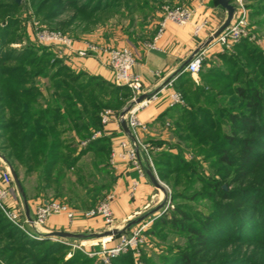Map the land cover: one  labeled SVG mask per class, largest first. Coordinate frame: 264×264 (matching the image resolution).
<instances>
[{"label": "rangeland", "instance_id": "1", "mask_svg": "<svg viewBox=\"0 0 264 264\" xmlns=\"http://www.w3.org/2000/svg\"><path fill=\"white\" fill-rule=\"evenodd\" d=\"M47 1L50 0H46V2ZM77 1L79 5H83L84 3L88 4L91 1L96 2L97 0ZM98 1H103L104 3L110 4L114 2V0ZM185 1L186 0H176L171 3H163L180 6L186 5ZM229 1L230 5L234 9L235 2L233 0ZM132 3L133 1L130 2L129 0L126 4L120 2L118 6L120 8L114 9L107 14H99L101 16L97 17L96 19H94V17L91 18L87 16L86 18L80 17V19L73 21L76 13L74 8L67 6V0H51L43 7H40V5H42V0H22L18 5V8L15 10H11V7H14L12 0H0V80L1 77L2 80L6 78L1 76L3 70L8 72L11 68L17 67L20 64L21 59H24V49H29V47H31L30 44L33 46L35 45L44 47L41 46L42 44H38L39 42L37 40V34L42 30H47L49 32H59L71 38L72 40V38L75 39L81 34H86L95 30L100 25L104 28L105 26L112 25L113 29L115 30L121 29L124 31V33L127 31V33L130 34L127 35V39L134 46L135 41L133 40L135 39L134 36L131 35H133V30L138 32L140 29V23L143 14L145 13L143 10L139 9L140 6H144L143 0H140V4L137 3L136 6H134ZM241 3L248 12V30L249 34L252 35L253 38L251 41L245 40L248 42L246 44H249L250 48H232V50L229 52H222L219 50L214 52L207 51L203 59L205 64L202 65L199 74L195 80H193L191 77L187 78L185 82L186 85L182 90L185 95H190V99L186 100L185 102L183 101V105L179 106L188 109L186 110V114L182 112V119L180 118V120L177 118V112L175 115L165 118L163 120L164 122H162L155 132L157 136L153 137L151 140H147V142L152 147L151 152L153 163L155 157L162 161L163 165L159 167V169L162 172V175H166L167 180L164 181L161 178L158 169L154 165L158 178L163 183L162 186L160 185L161 189L156 188L155 186L154 188L156 190L155 192L162 197V200L158 204L154 214L149 216L150 218H148V216L144 217L146 220H143V222H146L149 219H152V222L148 226L149 230L147 229V232L145 233L147 242L139 249L138 263L140 264H180L177 263L178 255H191V253L194 251L188 244V236L186 233L172 231L166 225H152L154 224L155 220L161 217L163 214H166L164 216L166 219L168 216H175L177 219H179L178 213H182L188 218L199 217L200 219H212L213 216L216 215L215 210L217 209H215V206L217 204H235L234 200H224L221 197L220 191L223 193H228L233 189L243 188L247 185L257 187V185L261 182H263L262 186L264 187V162H262L264 160V144H262L261 148H258L259 153L261 156H263V160L256 164V171L259 172H257V174H255L253 177H248L245 179L240 178L237 182H234L232 177L233 174L238 171V169L235 167H229L226 164H222L218 161L217 151L219 149L224 150L225 153L233 156L237 155L239 150L234 145L225 146L223 140L220 137L219 133L228 135L230 134V128L226 122V119L213 120L216 126L212 131L207 130L208 132L205 133L203 131L205 127H203L204 125L199 119L201 118V115L198 114L199 112H209L212 114L218 108L225 109V111H233L234 104L231 105V103H234V99H236L232 95L233 89L244 79H253L255 75L251 72L258 67L264 66V0H241ZM216 6L219 7L217 3ZM57 7H64L65 10L61 15L48 18L47 14L50 11H54V9L56 11V9H58ZM257 7L259 13L253 15V9L255 10ZM122 8L123 10L121 11ZM152 8L153 9L150 11V14H153L154 9H158L159 6H154ZM223 13L224 18L222 19V23L226 17L224 10ZM132 17H134L133 21L131 20ZM129 19L130 21L134 22L132 24L133 27H130L131 24L129 23ZM44 48L49 49L48 47ZM252 50L256 55L255 62L257 63L259 58L261 61H258L257 66L243 68L242 64L240 68L238 65L246 62V56H248ZM217 54H225L226 56L231 55L236 59L237 64L235 63V65L238 67L224 63L218 56H216ZM28 59L29 58L25 59L24 62H28ZM22 68L26 69L30 74L26 76V78H28L27 85H35L46 99L51 91L48 90V85H50L51 82L50 79L44 77L43 75L33 76V73L36 70H29L25 64H23ZM238 68L242 71V74H239L238 81L234 82L232 81V77L237 71L240 72ZM207 69L212 71L215 77L214 79L206 78L204 75L202 76V73H204V71ZM22 78H25V76L22 75ZM202 79H211V81L215 80V82L208 84L205 80L201 81ZM257 79L259 80V78ZM197 86L202 90L194 91V88ZM105 90L109 91L110 88H105ZM204 93L208 96L212 95L210 96V100L204 101L201 96ZM119 101L122 103V105H124L122 108H124L128 102V100L124 99H120ZM42 104L44 106V103ZM108 108L115 111L118 110V108L112 106H109ZM192 112L193 118L190 116ZM188 124L190 125V128H186ZM6 134L7 132L0 131V170L8 167L10 172L13 171L16 174L24 196L33 197L35 195H42L44 197H50L53 200L68 205L74 211H80L82 213L89 209L95 208L104 201L106 194H109V192L106 194L101 192L100 195L95 194V199L92 200V198H88L82 193V191H84L83 189L89 188L94 189L97 193L98 191H101L105 180H108L106 179L108 174H105L106 166L105 164H100V162H98L100 159L98 158L99 156H97L98 154L96 155L94 152L88 153L85 155V157L81 158V161L79 160V162L76 163L73 169L63 172L66 174V178L62 184L64 189H61L62 191L60 190L58 192L57 184L52 183L50 186H46L44 182L40 181L38 172L27 174L25 168L22 165H20L14 159L9 158L10 150L8 147L10 142ZM62 137H64V141L69 145L79 149L78 144L76 143V138L71 136L70 133H65ZM237 137H241V134L238 133ZM262 141V143H264V139ZM76 149L73 148L74 151H76ZM74 153L75 152H73V154ZM160 153H164L165 157H158ZM96 157L98 160H96L95 166H92L91 162H93ZM176 158H179L181 163H177L179 168L174 172L172 168L177 162ZM167 165L171 166L170 169L171 171L173 170L172 172H166V169H168ZM93 167L95 169H93ZM148 173L150 172H147L145 175H148ZM209 183H214L217 187V190H211L208 188ZM11 187L14 189V194L19 193L14 181ZM263 195L264 194L261 192L253 194V196L256 197L255 199L259 202L258 205L254 206L257 210H262L263 208ZM16 210L19 212L21 218H23V209ZM216 220L219 225H224V220ZM259 220H261L263 223L264 216H262V218ZM139 224L131 228V230L135 229ZM247 228L248 227L245 225V227H241V230L244 231L247 230ZM131 230H118L119 233L117 236L121 233L129 234ZM3 233V231L0 232V237L3 236ZM247 233L244 231V234ZM263 234L264 231L260 233V235ZM258 236L259 233H254L252 236H250L249 240L244 239L242 242L235 240L217 244L213 247L214 250L209 254L208 252H200L199 249H196V251L199 252H194L197 254L192 255V259L200 261L208 260L210 258L212 260H216L217 264H264V236L263 239H258ZM104 237L106 236L97 235L91 237V239L88 237V239L92 241H100ZM31 239L39 242L49 241V244L60 243L68 248L65 250V252L60 253H53L52 251H49L47 253V260L50 263L44 264H99V260L96 257H89L91 258V262L83 263L82 258L74 254V251L77 250H73L71 246L67 245V242H72L71 240H67L65 242L60 240V242L55 240V236L49 235L45 237L43 235ZM116 239L117 237H114L112 241L115 242ZM12 243V241L8 240L2 241L0 242V249L5 247V245H13ZM13 249L16 253L14 254L15 259L13 262L11 261V264H38L37 255L43 251L38 248L36 249L27 246L21 240L16 241ZM74 256L77 257L76 260ZM4 259L5 257L2 258L0 256V264L4 263ZM32 259L36 260V262H32ZM71 259L73 262H69ZM131 259L132 263L135 264L134 255L132 253ZM126 264H129V262Z\"/></svg>", "mask_w": 264, "mask_h": 264}, {"label": "trees", "instance_id": "2", "mask_svg": "<svg viewBox=\"0 0 264 264\" xmlns=\"http://www.w3.org/2000/svg\"><path fill=\"white\" fill-rule=\"evenodd\" d=\"M50 1L46 2V0H42V5H40V7H43ZM129 1H133L132 4L134 6H136L137 3L140 4V0ZM93 2L94 1L79 5L77 0H67V6L74 8L76 13L73 21L80 19V17L86 18L87 16L96 19L101 16L99 14H107L114 9L120 8L118 7L119 3L122 2L126 4L128 0H114L111 4L98 0ZM147 2L148 0H143L144 6H140L139 9L143 11L146 10ZM213 3L216 4L215 0H213ZM18 5L19 4L13 1L14 7H11V10L18 8ZM57 8L56 11L55 9L54 11H50L47 17H56L61 15L65 10L64 7ZM258 13V7L255 10L253 9V15ZM246 43H248L246 40H241L233 49L249 47V44ZM30 45L31 47H29V49H24V59H21L17 67L11 68L8 72L2 71L1 76L6 78L2 80L1 77L0 80V131L7 132L6 135L10 142L8 147L10 150L9 158L14 159L22 165L27 174L38 172L40 181L44 182L46 186H50L52 183L57 184V191L59 192L61 189H64L62 184L66 178V174L63 172L72 169L83 154L94 152L96 155L98 154L97 156H99L98 158L100 159L98 160L96 157L92 163L95 165L96 160H98L100 164H105V166H107V159L111 149L110 137L91 141L83 148L79 146V142L88 138L93 131L102 128L99 114L103 109L112 106L118 108L117 111L121 110L124 105H122L119 100H128L130 98V90L127 87H118L105 81L101 77L87 75L86 73H75L64 65L60 59H57L49 49L33 46L32 44ZM216 56L224 63L231 64V66L235 67L239 66L240 68L242 64L243 68L257 66L258 61H261L259 58L257 63L255 62L256 55L253 50L246 56V62L238 66L235 65V63L237 64L236 59L231 55L226 56L225 54H217ZM27 58H29V61L24 62ZM23 64H25L29 70H36L33 76L43 75L50 79L51 82L50 85H48V90L51 91L46 99L35 85H27L28 78H26V76L30 74L26 69L22 68ZM204 64L205 63L202 61L201 67ZM251 73L255 75L253 79H244L242 82L238 83L232 91V95L236 98L234 99V103H231V105L234 104L233 111H225V109L218 108L212 114L209 112L198 113L201 115L199 119L204 125L203 127H205L203 130L205 133L208 132L207 130L212 131L216 126L213 120L226 119L230 128V134L219 133L220 137L225 146L234 145L239 150L237 155L233 156L219 149L217 151L218 161L229 167L238 169L232 177L234 182H237L240 178L245 179L255 176V174L259 172L256 171V164L263 160V156L259 153L258 148H261L262 144H264L262 143L264 139V66L254 69ZM21 74L25 76V78H22ZM239 74H242L241 70L234 74L232 81L237 82ZM203 75L206 78H215L212 71L208 69L202 73V76ZM256 77L259 78V80ZM187 78H190V76L186 73H182L176 83L177 92L181 94L184 102L190 99V95H185L182 91L186 85L185 82ZM203 80L208 84L215 82V80L211 81V79H202L201 81ZM105 88H110V90L106 91ZM198 90L202 89L198 86L194 88V91ZM201 96L204 101H208L212 95L208 96L204 93ZM42 103H44V106ZM171 109L176 110L179 120L180 118L182 119V112L186 114V110H188L179 106ZM190 116L193 118V112ZM186 128H190V125L188 124ZM67 131H74L79 149H76L74 146L64 141V137L62 136L68 133ZM238 133L241 134V137H237ZM73 148L76 149V151H74ZM73 152L75 153L73 154ZM161 156L165 157V154L160 153V155H158V157ZM176 161L175 166L172 168L174 172L179 168L177 163H181L179 158H176ZM262 162H264V160ZM154 165L158 169L161 178L164 181L167 180L166 175H162L159 169V167L163 165L162 161L155 157ZM167 167V173L173 171L170 169L171 166L167 165ZM262 183L263 182L258 184L257 187L247 185L243 188L233 189L228 193L220 191L221 197L224 200H234L235 204H217L215 206V209H217L215 210L216 215L213 216L212 219H200L199 217L188 218L182 213H178L179 219L175 216H168L166 219L164 218L166 214H163L156 219L152 225H166L172 231L187 234L188 244L194 251L191 255H178L177 263L217 264L216 260L210 258L200 261L193 260L192 255L197 254L194 252L199 251L208 252L209 254L214 250L213 247L215 245L223 242L235 240L242 242L244 239L249 240L250 236L254 233H259L258 239H263L264 234L260 235V233L264 231V222L262 223L259 219L264 216V202L262 210H257L254 206L258 205L259 202L255 199V195L253 196V194L259 192L264 194ZM208 188L217 190L214 183H209ZM216 219L224 220V225H219ZM245 225L248 227L247 230H244L246 233L249 232L247 234H244V231L241 230V227H245ZM1 231L4 233L2 234L3 236L0 237V242L5 240L13 242V245H5V247L0 249V256L2 258L5 257V264H11V261L13 262L15 259L14 254L16 252L13 246H15L18 240H21L27 246L43 250L37 255L38 264L50 263L47 260V253L49 251L60 253L68 249L60 243L49 244V241L39 242L29 238L22 231L9 223L0 211V232ZM196 249H199V251H196ZM74 254L82 258L83 263L91 262V258L79 250L74 251ZM74 258L76 260L77 257L74 256ZM32 262L35 263L36 260L32 259ZM69 262H73V260L71 259ZM127 262L133 264L131 253L118 256L112 261V264H126ZM99 264L101 263L99 262Z\"/></svg>", "mask_w": 264, "mask_h": 264}, {"label": "crops", "instance_id": "3", "mask_svg": "<svg viewBox=\"0 0 264 264\" xmlns=\"http://www.w3.org/2000/svg\"><path fill=\"white\" fill-rule=\"evenodd\" d=\"M173 1L176 0H148L146 10L143 11L145 14H143L140 23L141 27L138 32L133 30V35H131L135 39L133 40L135 41L134 46L127 39V35H130L127 31L124 33L121 29L115 30L112 25L105 26V28L100 25L91 32L81 34L75 39L72 38V45L69 49L61 46L41 45L48 47L55 57L73 72L101 77L112 84H114L112 73L106 65L104 49L107 47H132L136 58V66L133 71L141 77L143 90L149 94L159 93L156 100L139 112L140 120L149 123V133L145 135L146 140L156 137L155 132L164 122L163 120L176 114V110L169 108L167 102L168 96L177 91L176 83L182 74L180 72L181 67L208 38L209 33L216 31L224 18L223 9L217 7L213 0H186L184 6H189L192 9L189 23L178 26L174 22L166 21L159 33L162 20L160 8L164 4L163 2L171 3ZM154 6H159V8H155L153 14H150ZM133 18H131L132 21ZM202 20H205L206 28L198 37H194L192 25ZM132 21L129 19L130 27H133L134 22ZM148 45H154L155 48L150 49ZM214 51L216 49H211L208 52ZM105 129L111 135V146L116 144L121 138L116 129V124L111 123ZM68 133L77 140L74 131ZM87 154H83L79 160L81 161V158ZM109 159L110 153L105 170V174H108L106 178L108 180H105L101 191L96 193L94 189L89 188L83 189L82 193L92 200L95 199V194L100 195L101 192L103 194L114 193L115 198L111 202V209L115 217L114 229L131 230L146 220L144 219L145 216L150 218L149 216L154 214L162 197L155 192L154 185L150 182L148 175L140 177L134 170L127 169L125 163L119 162L112 166ZM91 164L94 165L92 162ZM93 169L95 168L93 167ZM132 181L138 182L133 195L130 194ZM50 200L53 199L42 195L27 197L24 194L16 193L8 197L6 203L14 209H23L24 216H26V204L31 219L34 217L36 207ZM80 215L81 212L79 211L73 221H69L65 215L53 216L47 220L40 231L44 236H48L52 232H66L72 237L63 239L84 242L89 240L88 237L91 239L93 236L108 231L101 218L87 219ZM113 243L112 241L108 245L111 246Z\"/></svg>", "mask_w": 264, "mask_h": 264}, {"label": "built area", "instance_id": "4", "mask_svg": "<svg viewBox=\"0 0 264 264\" xmlns=\"http://www.w3.org/2000/svg\"><path fill=\"white\" fill-rule=\"evenodd\" d=\"M233 1L235 2V6L229 24L213 37L205 47L198 49L190 56L181 67V73H186L195 80L207 51L216 49L222 52H229L239 41L245 39L248 41L252 40L253 37L249 34L248 30V12L241 3V0ZM160 10L162 20L160 22L161 28L159 33L166 21L174 22L178 26H184L189 23L192 13V9L184 5L163 4ZM205 28V20L194 23L192 25V35L198 37ZM213 34L214 32L209 33L208 37ZM37 40L40 44L46 46H61L69 49L72 45V40L69 37L59 32H49L47 30L39 31ZM148 47L150 49L155 48L154 45H148ZM104 53L106 55V65L112 73L113 83L118 87H127L130 90V98L127 105L120 111L110 108L103 109L99 114L102 128L93 131L88 138L80 141L79 146L83 148L91 141L111 137L105 127L111 123H115L121 138L116 144L111 146L110 164L115 166L119 162L125 163L127 169L134 170L140 177H144L147 172H150L157 183L162 186L163 183L159 180L154 167L151 152L152 147L145 138V135L149 133V123L139 118V112L146 109L152 101L156 100L159 93L149 94L143 90L141 77L133 71L136 66V58L132 47H107L104 49ZM141 96H143V99L138 101ZM182 105L183 99L179 92L174 91L168 96L167 106L169 108ZM127 107H130L129 110L122 115V111ZM122 122H125L128 133L124 131ZM12 183L13 178L9 168L5 167L0 170V211L9 223L29 238L43 236L40 229L53 216L65 215L69 221H73L76 218L78 212L56 200H50L38 205L33 218L27 219L26 216L21 218L19 212L6 203V199L14 194V189L11 187ZM137 186V181L131 182V195L134 194ZM114 198V193H109L103 202L95 208L82 212L80 216L87 219L101 218L108 231L113 230L115 228V217L111 209V202ZM151 222L152 219H149L146 222L140 223L129 234L108 235L100 241H72L67 242V245L71 246L73 250L81 251L88 257H96L101 264H112L115 258L129 252L134 255V263L140 264L138 263L139 249L147 242L145 232ZM114 237H117L116 241L109 246L108 243L112 242ZM55 240L67 241L56 237Z\"/></svg>", "mask_w": 264, "mask_h": 264}, {"label": "water", "instance_id": "5", "mask_svg": "<svg viewBox=\"0 0 264 264\" xmlns=\"http://www.w3.org/2000/svg\"><path fill=\"white\" fill-rule=\"evenodd\" d=\"M13 1H14L16 4H20V2H21L22 0H13ZM215 2L217 3V5H218L220 8H222V9L225 11V13H226L225 20H224V22L221 24V26L218 28V30L215 31L214 34H213L212 36H209V37L203 42V44H201V45L198 47V49H201V48L205 47V46L208 44V42H209L213 37H215L220 31H222V30H223V29L229 24V22H230V20H231V17H232V14H233V7L230 5V1H229V0H215ZM198 49H196V50L194 51V53H195ZM142 99H143V96H141V97L138 99V101H140V100H142ZM129 108H130V107H127L125 110H123V111H122V115H124V114L129 110ZM122 127H123L124 131H125L126 133H128V129H127V127H126L125 122H122ZM11 173H12L13 181H14V183H15L17 189H18V192L21 193V194H23V193H22V188H21V186H20V184H19V181H18V179H17V177H16V174H15L13 171H11ZM148 177H149V179H150V182H151L156 188H160V189H161V186L157 183L156 179L154 178V176H153L151 173H148ZM25 211H26V212H25V213H26V218H27V219H30V217H29V213H28V207H27L26 204H25ZM118 233H119L118 230L113 229V230H111V231H106L104 234H101L100 236L117 235ZM49 236H55V237H60V238H70V237H72L71 234L66 233V232H52V233L49 234Z\"/></svg>", "mask_w": 264, "mask_h": 264}]
</instances>
